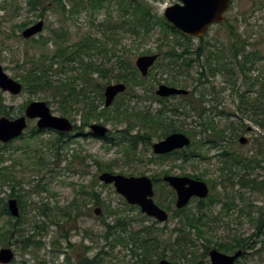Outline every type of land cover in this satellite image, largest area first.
<instances>
[{"label":"trees","instance_id":"16d2710c","mask_svg":"<svg viewBox=\"0 0 264 264\" xmlns=\"http://www.w3.org/2000/svg\"><path fill=\"white\" fill-rule=\"evenodd\" d=\"M105 1L107 0H90L89 3L96 9H100L103 7ZM17 9L19 11L20 7ZM120 9L122 12L120 23L114 26L110 25V28L123 30L135 39H139L140 42H145L151 36L153 30L156 27H160L165 37L162 39V43L158 45L157 52L162 57L153 69H158L162 74H168L169 79L164 82L170 86L188 90L189 85L186 79H193L194 83L197 81L198 83L195 85L193 91L196 92L195 94L198 95V98L194 99V96H178L172 97L171 99L159 98L156 96L154 88L155 83L161 84L162 82L160 80H151L156 74L153 73V69L150 70L147 77H142L137 67L129 63L126 59V54L119 55L116 50H110L104 44L100 45L98 43L99 39L89 35L83 37L71 46H64L62 42H64L65 36L64 34H60L57 41L60 40L61 44H59L52 56H36L34 54L30 57V60L28 52L21 54L18 57L21 58L20 61L22 63L18 65L20 67V73L13 77L24 85L25 92L36 94L47 89L55 90L56 93L54 96L55 99H59L58 103L60 104L62 115L70 117L75 113L76 116H80L81 125L75 124L74 127L76 134L68 133L58 135L56 136V143L48 146V150L54 155L57 164L66 161L68 165L62 170L75 173L77 172V168H80L81 172L86 174L88 172V162L93 161L99 167V171L116 173L114 172V167L118 165L117 160L106 164L100 163L92 155L84 153L81 148H72V144L76 142V137L86 138L90 136L84 133V128L88 127L93 121H97L102 124L111 123L114 126L115 130H110L105 141L109 145L118 146L124 151L126 164L138 162L154 165L159 164L160 161L165 162L172 158L186 164L198 157L202 161L204 159L203 152H208L205 148L207 145H210L209 149L220 147L224 148L223 152L217 154V156L221 157L222 161L220 171L221 176L224 177L223 182L226 185L238 186L240 189L263 193L264 180L259 181L255 176L256 172L258 175H261L259 172L264 171L263 143L257 139L258 145L254 147V155L226 150L224 144L229 143L227 139L232 138L234 132L244 133L247 125L245 123H238L237 121H229L227 117L228 124L223 127H218L214 120L208 117L206 118L207 110L201 107L203 103L214 100V98H208V93L205 90V82H209L210 77L214 78L218 74H223L239 98L238 108L240 112L244 113L250 109L253 110L254 117L257 119L255 122L264 128V78H256L253 74L258 69L257 64L264 61V56L254 52L248 53L245 43L237 44L234 52L230 55L224 52L212 51L208 56L206 68L210 72L209 75L206 76L205 70L200 69V76H197L195 79L190 75L193 66L191 60L193 58L191 57L192 53L188 52V37L182 35L186 39L184 43L177 42L173 45L168 43L169 35L178 36L181 33L164 16L157 17L153 15L151 8L147 5H139L132 16H130L131 13L127 7ZM60 10L63 15L65 12H68L63 5L60 7ZM69 13L75 16L80 13V8L75 6L70 9ZM22 29L23 26H19V30ZM165 47H168V49L163 50ZM178 47L182 48L180 53L177 51ZM129 52L131 51L129 50ZM146 54H151V52L145 51L141 53V55ZM96 57L101 58L106 63L115 57L116 62L112 63V68L108 70L106 69L107 64L97 65ZM230 58L231 60L235 59V64L233 63L232 66L229 63ZM217 61L220 62V65H225V68L224 66H216ZM55 65L60 66L58 69L60 72L65 73L66 70L78 72L65 80L53 83L50 80V74L54 71ZM115 69L116 71L119 70L117 72L118 74L115 76L108 74V72L115 71ZM223 69H225V72H223ZM263 71L262 73H264ZM98 77L107 79V84H111L112 80L128 84V95L141 101L156 103L158 104V108L155 111H153L152 107L130 110L124 101V95L119 96L111 108L104 107L102 101L104 100L105 87L96 83ZM240 81L241 83L238 84ZM242 88H244L243 91L241 90ZM148 93H150L149 96ZM2 102L3 99L0 97V114H5L6 109ZM47 103L49 104V101ZM220 114L223 115L224 113ZM190 118H195L194 121L201 128L200 131L193 132L184 130L186 122ZM70 120L74 123L76 122L75 118ZM173 132H182L188 135L192 139L191 146L168 155H149V157H146V153L150 151L154 139L161 140ZM40 135L41 131L33 127L27 135L24 134V136L19 138V140L22 139L28 142H23L24 147H17L16 151L26 154L27 150H30V142H35L36 139H39ZM206 135L209 137L204 138ZM39 143H43V140ZM140 146H144V150L141 151L139 149ZM7 147L0 146V163H4L6 160ZM33 151L35 153H41L43 149L40 151L33 149ZM39 159V161H43V166H45L48 160L45 155H41ZM175 167V165L172 166V168ZM7 169V167L0 168V190L1 187L9 184L11 193L8 197L17 198L20 216L16 222H13V217L8 211L7 202L3 198H0L1 204H3L0 215H6L9 218L8 226L0 227V239L6 240L7 243H4L6 247H10L12 242H15L22 243V250H28L29 248L39 249L43 242L39 237L41 238L46 231L45 223L35 221L32 232L24 228L28 209L26 200L30 192L24 188L23 183L25 182L15 178L14 174L11 178V173ZM170 174H173L172 170L163 171V175ZM128 176H133V174L131 173ZM183 176L186 175L183 174ZM188 176L205 181L204 174ZM154 181L155 199L158 200L157 203L169 213H172L171 219H178V226L170 230V233H177L176 238L173 239L170 238L172 236L167 235V225L165 227L155 226L158 224L156 221H153L155 225H143L140 228H136L133 213L136 212L137 215L143 216L139 211V207L128 205L120 197L124 208H113L111 201H107L103 197L102 192L97 190L99 182L95 177L91 181L90 187L88 185L81 186V190L77 191L76 197L71 205L59 208L58 214L51 215V211H49L51 209H45L40 213V215L43 214L47 218L53 216V220H55L54 225L58 226L59 235L68 243L67 249L70 252H76L78 245L73 244L71 238L64 235L67 234L64 224H70V230L78 233L81 231V228L77 222L81 218L92 216L91 205L100 206L105 212V217L101 218L104 225L103 231L101 233L85 231L83 233V239L79 244L83 247L85 239L91 237L92 243L100 241L104 243L99 249V252L95 253L93 258L87 257L84 250L79 253L76 252L75 257L68 253L65 264H104L102 256L115 258V249L119 247H122L127 252L120 264H159L162 259L169 258V252L172 255L170 259L172 262L174 261V264H185L181 262V259H186L188 256H191V253L187 251L191 243L190 236L193 232L201 231L200 227L204 225L202 218L207 214L206 210L210 211L211 207L219 202H225L226 205L231 204V208L238 207L235 191L226 190L225 193L218 192L215 196L212 193L214 184L206 181L210 186L211 192L205 200L196 199V212L194 209L193 211H189V207L178 210L175 208V191L167 183H164L162 178H154ZM161 182L164 183V187L158 188ZM36 186L43 191L47 190L43 185L38 184ZM101 186L103 188H110V186L104 184ZM164 188H167V192L163 191ZM222 195L223 199L220 198ZM241 199L245 203V199L242 196ZM164 201H169V203L165 204ZM245 206L247 207L248 204L245 203ZM249 206H252V204H249ZM240 212L244 213V210L241 209ZM246 214L250 217L252 214L251 209ZM143 218L149 219L145 216ZM254 219L257 225L255 227L256 232L252 237L235 240L231 243H218L213 242L211 239H206L203 243V257L207 258L209 251L215 248L228 254L243 250L242 257L246 258L252 254L249 253V250H253L259 242L262 246L257 252L264 251V238L260 240L261 235H264V207H258V210L255 211ZM253 237H258V239H254V242H251ZM55 242L59 243V241ZM107 247L110 248V251L105 252V248ZM84 249L87 250L88 248L86 247Z\"/></svg>","mask_w":264,"mask_h":264},{"label":"rangeland","instance_id":"374dc122","mask_svg":"<svg viewBox=\"0 0 264 264\" xmlns=\"http://www.w3.org/2000/svg\"><path fill=\"white\" fill-rule=\"evenodd\" d=\"M45 3L48 0H44ZM233 8L232 11L228 14V20L226 24H221L215 26L210 31V39L216 42L219 47H222V43L226 44L229 38V32H236L243 40L246 45V50L248 53L254 52L258 55L264 56V0H232ZM141 3H131L124 1L123 3L117 2H106L103 8L93 10L90 6L80 9V13L72 16L68 13V18L64 16L60 10L52 9L49 13L46 14L48 21L47 30L43 31V34L37 36L33 40H25L21 36L19 26L28 25L32 21H35L38 15V10L33 11L29 9V4L26 0H0V65L6 70L8 75L14 77L20 73L19 64H22L18 58L24 52L29 53V59L32 55H41L45 54L51 56L54 51L57 49V45L51 41L53 37V31H59L66 35L67 40L64 45H71L80 41L83 37L92 36L99 39V44L108 47L110 50H116L119 55H125L126 59L132 65H135L138 57L142 56L141 53L145 51H150L151 54H159L157 52L158 45L162 43V39L165 37L162 29L156 27L151 36H149L145 42H140L139 39H135L133 36L128 34L123 30L111 29L110 25H115L121 21V9L127 7L130 11V16L135 13L139 5H147L151 8L153 15L157 17L164 16V12L168 4H171L172 1L169 0H146L140 1ZM4 6V7H3ZM119 6V7H118ZM20 7L18 11L17 8ZM71 7H67V11H70ZM218 38L219 40H215ZM49 40L47 46H42L41 42ZM177 42H186L181 36L169 35L168 43L174 44ZM191 44L193 43L194 48H197L199 45L198 41L190 40ZM213 42V43H214ZM39 45V46H38ZM169 46V45H168ZM171 47V45H170ZM126 49V50H125ZM168 47H165L163 50H167ZM124 50V52H123ZM129 50L131 52H129ZM126 51V52H125ZM177 51L180 53L182 48H177ZM159 59L162 57L159 54ZM192 58L195 56L192 55ZM242 58V56H240ZM31 60V59H30ZM206 54L202 57L201 61L207 65ZM240 61V60H239ZM116 62V58H112L110 62H105L99 57H96V63L107 64L106 69L112 68V63ZM157 64V63H156ZM156 66V65H155ZM154 66V67H155ZM237 66V65H236ZM59 65L54 67V71L50 74V80L53 83L58 81L65 80L70 76H74L78 71L73 72L66 70V72H60ZM153 67V68H154ZM152 68V69H153ZM256 71L253 72L254 76L264 78V61L257 64ZM262 71H261V70ZM200 70L198 64H194L191 68V77L197 78V73ZM158 69H153V73H156L154 78L151 80H160L162 84H165V80L169 79L168 74H162ZM115 69L112 72H108L109 75L115 76L118 74ZM206 76L209 75V70L205 69ZM264 72V71H263ZM96 83H99L106 87L107 79H102L101 77L97 78ZM183 79V77H181ZM226 80L223 74H218L216 77L209 78V82L206 83L205 90L208 93V98L214 100L212 102H205L202 104L201 108L207 110L206 118L214 120L218 127H223L228 124L229 121H237L238 123H245L247 126L246 131L234 132L232 138H228L229 143L224 144L226 150L229 151H238L246 155H254V147L258 145L257 139L263 143V153H264V128L258 125L254 117L253 110H248L246 112H240L238 108L239 98L237 94L232 90L231 85L224 84ZM116 83L115 80L111 81V84ZM189 85V90L194 89L193 79L188 78L187 81ZM241 81L238 83L240 84ZM55 85V84H54ZM160 85V84H159ZM155 83V90L159 86ZM129 89V85L127 84ZM242 91L244 88L241 89ZM128 92V90H127ZM124 93V101L127 106L131 109L136 108H147L152 107L153 111L158 108V104L151 103L150 101H141L139 99L132 98L131 95ZM2 94L5 104L8 106L10 115L15 117L21 111L23 106L30 101H49V106L52 109V112L56 116H63L61 113V107L59 99H55V90L47 89L43 92H38L32 94L30 92H23L19 96H12L7 93ZM196 93V92H194ZM150 93H148V96ZM194 99L198 98V95H193ZM255 96V94H253ZM58 97V96H57ZM104 105V100L102 101ZM220 113H224L221 115ZM68 119H76L75 124L81 125L80 116H76L73 113L70 117L64 116ZM228 117V118H227ZM195 118H190L186 122V127L184 130L198 132L201 130L199 124L194 121ZM97 123V121H95ZM93 122V123H95ZM92 124V123H91ZM102 124V123H101ZM111 131L115 130L114 126L111 123L104 124ZM36 126V121H31L29 128L26 131V135L31 131L33 127ZM89 126L84 128V133H89ZM52 132V133H50ZM72 134H76L72 133ZM56 133L53 131H43L39 139H36L35 142H30V150H27V153L24 154L20 151H16L17 147H24L22 139L15 141L12 146H10L6 153L5 159L6 163H0L1 167H7L8 172L11 173V178L13 174L15 178L23 180L24 188L29 191L27 203V216L24 224V228L32 232L35 221L44 222L46 231L43 233L41 239L43 242L39 249L29 248L28 250H22V243L12 242L10 247L4 246V243H7L5 239H0V250L2 248H12L15 252V259L10 264H65V259L68 253L76 256V252L79 253L82 250L86 252L87 257L93 258L95 253L104 245L103 242L92 243V238H86L84 241V246L80 244L83 239V233L85 231H93L94 233H101L104 229V225L101 221V218L105 217V212L103 211L102 216H96L94 214V209L100 206L91 205L92 216L84 217L78 220L77 224L81 228L80 232L71 231L70 224H64L65 230H67L66 237L71 238L72 243L78 245L76 252H70L67 249V241L64 240L59 235L58 226L54 225L53 216L45 217L40 213L45 209H51L49 211L51 215L55 213L58 214L59 208L67 207L71 205L76 197L77 191L81 190V186L88 185L90 187L91 181L93 178L98 179L97 190L102 192L103 197L107 201H111L113 208L123 207L121 203V196L118 195L115 189L110 186V188H103L102 183L99 181V175L102 173L99 171V167L96 166L93 161L88 162V172L83 174L80 168H77V172L64 171L68 165V162L63 161L61 164H57L56 159L52 152H49L48 146L56 143ZM201 138V136H199ZM209 137L208 135L204 138ZM241 137H246L247 142L241 144L239 139ZM27 138V137H26ZM202 139V138H201ZM43 140V143H39ZM159 140L154 139L153 142ZM40 147H39V146ZM210 145H207L205 148L208 152L204 153V159L201 161L200 157L195 158L193 161H189L186 164H183L179 160L168 159L165 162H159V164L147 165L146 163H127L125 162L124 151L120 147L105 144L103 140L95 137H76V142L72 144V148L79 149L81 148L84 153L92 155L100 163H110L111 161H118V165L114 167V172L124 173L123 175L128 176L133 174V176L148 175L154 178H162L163 171L172 170L173 175L183 176L188 175H201L204 174L205 182L210 181V184H214V189L212 193L216 196V193L221 192L225 193L226 190H233L236 193V203L237 208H231V204H225V202L216 203L211 207L210 211L206 210V215L203 216L202 222L204 225L200 227L201 231L193 232L190 236L191 243L190 247L187 250L191 253V256H188L186 259H181L182 263L185 264H210L209 255L207 258L203 257L204 248L203 243L206 239H211L213 242H224L231 243L235 240H242L252 237L256 232L255 222V211L258 210V207H264V192L260 193L257 191H250L240 189L238 186H231L223 182L224 177L221 176L220 168L222 167L221 157L217 156L218 153L223 152L224 148H214L209 149ZM33 149L41 150V153H35ZM141 151L144 150V146H140ZM45 155L48 159L43 166V161H39V157ZM149 155H154L152 147L146 157ZM210 158V160H208ZM147 159V158H146ZM175 165V168L172 166ZM258 173H255L259 181L264 180V171L262 170ZM43 185L47 188L46 191L39 189L36 185ZM158 188H163L164 183H159ZM226 185V187H225ZM163 191L167 192V188H164ZM11 193L9 184L1 187L0 198L4 199L6 202L10 199L8 196ZM225 195V194H224ZM241 196L245 199V203L248 206H245V203L241 199ZM121 197V198H120ZM218 198V197H217ZM223 199V195L220 197ZM17 199V198H15ZM123 199V198H122ZM163 199V198H162ZM124 200V199H123ZM125 201V200H124ZM156 201H158L156 199ZM196 201L193 200L189 204V211L196 212ZM126 202V201H125ZM165 204L168 202L164 201ZM249 204L252 206H249ZM174 206V205H173ZM3 204L0 201V214ZM251 207V208H250ZM243 209L244 213L240 212ZM251 209L252 214L249 217L246 213ZM247 211V212H246ZM133 219L135 220L136 228H140L143 225H155L152 219H145L141 215H137L136 212L133 213ZM143 215V214H142ZM172 213H170V220L164 224H156L158 227L168 226L166 230L170 238H176L177 233H170V230L178 226V219H171ZM17 218H12L13 222H16ZM57 220V219H56ZM111 221V220H109ZM9 223V218L6 215H0V227H7ZM264 238V235H261L260 240ZM254 239L251 240L254 242ZM55 241H59L55 242ZM193 245V246H192ZM262 244L256 245L253 250H249L250 254L246 258H241L237 264H264V251L257 252L261 248ZM88 248L87 250L84 248ZM110 251V248H105V252ZM127 252L124 251L121 247L115 249L116 257H107L102 256L104 259V264H120L124 259V255ZM169 258L167 260L171 261L170 257L172 256L169 252ZM80 258V257H79ZM173 260V259H172ZM172 262V261H171ZM174 262V261H173Z\"/></svg>","mask_w":264,"mask_h":264},{"label":"water","instance_id":"95a60500","mask_svg":"<svg viewBox=\"0 0 264 264\" xmlns=\"http://www.w3.org/2000/svg\"><path fill=\"white\" fill-rule=\"evenodd\" d=\"M140 1V0H134ZM184 6L175 5L167 7L164 12L165 19L179 32L189 35L203 37L207 34L210 27L220 24L224 21V14L230 9V0H181ZM43 30V22H39L23 31L24 38H31ZM159 55H143L137 58L136 67L142 76H147L150 68L155 64ZM0 89L4 92H10L12 95H20L23 91V85L18 80L10 77L0 65ZM127 89L124 83H115L106 86L104 90L105 107L112 106L116 97L123 94ZM189 91L162 84L158 87L156 95L161 98L172 96H187ZM38 119V130H54L59 133H69L73 131L74 124L66 117L56 116L45 101H32L26 108L23 116L11 119L8 117L0 118V142L9 143L17 139L28 128V121ZM93 135L99 138H105L109 128L98 123L90 126ZM246 137L240 138V143L245 144ZM192 140L189 136L181 132H174L164 139L154 142L152 150L155 155H166L177 150L187 148ZM102 184L112 185L115 191L122 196L129 205L139 206L141 212L149 217L155 218L160 223L169 220V213L160 207L154 197V181L148 175L125 176L111 172H102L99 176ZM163 181L176 192L177 209H183L193 198L206 199L210 194L208 184L199 179L189 176L166 175ZM8 210L10 214L18 218L20 209L18 200L12 198L8 201ZM95 214L100 216L102 209H95ZM243 250L234 254H227L217 249L209 251L210 264H236L242 257ZM15 259V253L12 248H2L0 250V263L9 264ZM160 264H173L169 260H162Z\"/></svg>","mask_w":264,"mask_h":264},{"label":"flooded vegetation","instance_id":"af4514ba","mask_svg":"<svg viewBox=\"0 0 264 264\" xmlns=\"http://www.w3.org/2000/svg\"><path fill=\"white\" fill-rule=\"evenodd\" d=\"M89 1L90 0H84V1H82V0H48V1H46L47 3H45V1L44 0H26V2L29 4V9L30 10H33V11H37L38 10V15H37V18H36V20L35 21H32L31 23H29L28 25H26V24H24V25H21V26H23V29L22 30H20V31H22L21 32V36H22V38L23 39H25V40H33V41H37V39H35L37 36H39L40 34H41V36H42V34H43V31H45V30H47V27H48V21H47V18H46V14L47 13H49L52 9H58V10H60V7L63 5V6H65L66 7V9H67V7H69V5H70V7L71 8H74L75 6H78L80 9L81 8H85L86 6H90L93 10H97L95 7H93L92 6V4L91 3H89ZM119 2V4L120 3H123L124 1H128V2H131V3H134V4H136V3H141L140 1H146V0H140V1H134V0H107V1H105V3L106 2ZM169 1H172V3L171 4H168L169 5V7L170 6H175V5H180V6H184V2L183 1H181V0H169ZM62 2V3H61ZM80 3V4H79ZM104 3V4H105ZM77 4V5H76ZM230 4H231V6H230V10H228V12H226L225 14H224V21L222 22V23H220V24H216V25H214V26H212V27H210V29H209V31L207 32V34L205 35V36H203V37H197V36H189V35H185V34H183V33H181V34H179V36H181L182 37V35H184V36H186V37H188L189 38V40H188V43H189V49H188V52H191L192 54L191 55H194L195 57L191 60L192 61V64L194 65V64H198V66H200V69H203V70H205L206 68H207V65H205L206 63H203L202 61H201V59H202V57L206 54V57H207V60H208V56H209V54H210V52H224L225 54H227V55H230L232 52H234V50H235V48H236V45L237 44H240V43H244L243 41H242V38L236 33V32H234V31H230L229 32V38H228V42L226 43V44H223L222 43V47H219V46H217L218 44L216 43V42H214V39H213V41L209 38L210 37V31H211V29L213 28V27H215V26H218V25H221V24H226L227 23V20H228V14L232 11V8H233V1L232 0H230ZM103 7H104V5H103ZM102 7V8H103ZM119 7V6H118ZM20 10V9H19ZM60 12H61V10H60ZM68 13H69V11L68 12H65V14H64V16H66L67 18H68ZM39 22H43V30L41 31V32H39L38 34H36L35 36H33V37H31V38H24L23 37V35H22V33H23V31L24 30H26L27 28H29V27H31V26H34V25H36L37 23H39ZM19 28V27H18ZM53 33V37H52V39H51V41L52 42H54L56 45H57V48H58V46H59V44H61V42H60V40H58L57 41V38L60 36V34H63V33H61V32H59V31H53L52 32ZM64 42H62V45H64L65 43H66V40H67V37H66V35L64 34ZM185 39V38H184ZM190 40L192 41V40H194V41H198V43H199V45L197 46V48H194V45H193V43L191 44V42H190ZM215 40H219L218 38H215ZM48 42H49V40H47V41H43V42H41L42 44V46H47V44H48ZM214 42V43H213ZM73 44H75V43H73ZM73 44H71V45H73ZM71 45H64V46H71ZM39 46V45H38ZM57 50V49H56ZM55 50V51H56ZM219 50H221V51H219ZM55 51H54V53H55ZM27 52V51H26ZM25 53V52H24ZM53 53V54H54ZM52 54V55H53ZM41 55H45V54H41ZM51 55V56H52ZM40 56V55H39ZM206 60V61H207ZM218 62V61H217ZM229 63H230V66H232V64L234 63L235 64V59H232L231 60V58H230V60H229ZM55 66H58V65H55ZM216 66H220V67H222V66H224V68H225V65H220V62H218L217 63V65ZM228 71H229V69H228ZM223 72H225V69H223ZM200 73H201V71H198V73H197V76L199 77L200 76ZM186 81H188V79H186ZM228 82L229 81H227V80H225L224 81V84H228ZM116 83H118V82H116ZM196 84L198 83L197 81L195 82ZM109 85V84H108ZM108 85H106V86H108ZM159 85V84H158ZM160 85H162V83L160 84ZM159 85V86H160ZM165 85H167V84H165ZM158 86V87H159ZM168 86H170V85H168ZM172 87H175V86H172ZM194 87H195V85H194ZM106 88V87H105ZM177 88H179V87H177ZM158 89V88H157ZM157 89L155 90V94H156V91H157ZM183 89V88H182ZM1 90V89H0ZM105 90V89H104ZM189 90V89H188ZM2 91V90H1ZM190 91V94L189 95H187V97H193V95L195 94L194 92L195 91H193V90H189ZM3 93H7V94H9V95H12L10 92H4V91H2ZM12 96H19V95H12ZM119 96H121V95H119ZM119 96H117L116 97V99L117 98H119ZM157 96V95H156ZM0 97L3 99V106L5 107V109H6V113L5 114H0V118L1 117H8V118H11V119H14V118H17V117H20V116H23L24 114H25V112H26V108L28 107V105H29V103L30 102H32V101H30V102H28L27 104H25L24 106H23V108L21 109V111L18 113V115L17 116H15V117H13V116H11L10 115V112H9V109H11V108H8V106L5 104V100H4V98H3V96H2V94L0 93ZM105 97V96H104ZM159 97V96H158ZM172 97H178V96H172ZM172 97H169V99H171ZM159 98H161V97H159ZM163 99H168V98H163ZM31 121H36V126H37V122H38V119H35V120H29L28 121V128H29V124H30V122ZM93 122H95V121H93ZM92 122V124H94ZM96 123V122H95ZM98 124H101V122H97ZM92 124H89V130H90V126L92 125ZM102 125H104V124H102ZM35 126V127H36ZM28 128L26 129V131L28 130ZM37 128V127H36ZM38 129V128H37ZM24 132L23 134H26L27 132ZM39 131H41V134L43 133V131H53V132H55L57 135L56 136H58V135H61V134H66V133H59V132H56V131H54V130H39ZM50 133H52V132H50ZM88 135H90L91 137H95V138H99V137H96L95 135H93L92 133H91V131H89V133H88ZM22 136H24V135H22ZM21 138V137H20ZM107 138V137H106ZM100 139V138H99ZM15 140H17V139H15ZM15 140H12V141H10L9 143H6V144H4V143H1L0 142V146L1 147H5V146H8L6 149H8L9 147H10V144L13 142V141H15ZM18 140H19V138H18ZM101 140H103L104 141V143L105 144H108V142H106L105 141V138H103V139H101ZM7 155V154H6ZM158 156H162V155H158ZM6 161H7V159L5 160V163H6ZM8 170V169H7ZM170 175H173V174H170ZM164 176H166V175H164ZM163 176V177H164ZM163 177H162V180H163ZM152 179L154 180V177H152ZM155 182V181H154ZM164 182V181H163ZM194 200H196V198H194ZM140 209V208H139ZM140 212H141V209L139 210ZM141 214H143L142 212H141ZM143 216H145V217H148L150 220L152 219V221H156V222H158L155 218H152V217H149V216H147V215H145V214H143ZM159 224V223H158ZM122 248V247H121ZM123 249V248H122ZM99 252V251H98ZM163 260V259H162ZM161 260V261H162ZM237 264V263H236Z\"/></svg>","mask_w":264,"mask_h":264}]
</instances>
